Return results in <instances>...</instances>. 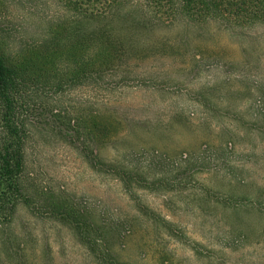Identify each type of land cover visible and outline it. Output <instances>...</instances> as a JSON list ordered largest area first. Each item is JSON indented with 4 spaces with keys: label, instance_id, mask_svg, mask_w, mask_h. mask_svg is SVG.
Listing matches in <instances>:
<instances>
[{
    "label": "rangeland",
    "instance_id": "rangeland-1",
    "mask_svg": "<svg viewBox=\"0 0 264 264\" xmlns=\"http://www.w3.org/2000/svg\"><path fill=\"white\" fill-rule=\"evenodd\" d=\"M156 10L126 84L74 96L111 121L98 153L132 169L131 188L53 134L28 149L37 189L81 217L96 251L50 206H20L1 264H264V24Z\"/></svg>",
    "mask_w": 264,
    "mask_h": 264
},
{
    "label": "trees",
    "instance_id": "trees-1",
    "mask_svg": "<svg viewBox=\"0 0 264 264\" xmlns=\"http://www.w3.org/2000/svg\"><path fill=\"white\" fill-rule=\"evenodd\" d=\"M162 1L174 19L219 21L225 28L264 24V0H0V231L20 206L38 214L50 206L96 251L81 217L37 189L28 149L53 134L91 168L111 170L131 188L132 169L110 166L98 153L113 134L111 121L74 96L126 84L138 54L134 42L156 24Z\"/></svg>",
    "mask_w": 264,
    "mask_h": 264
}]
</instances>
